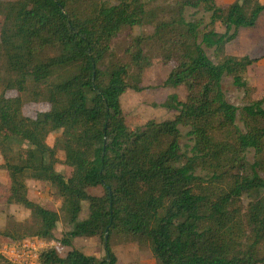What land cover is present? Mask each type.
<instances>
[{"label":"trees","instance_id":"obj_1","mask_svg":"<svg viewBox=\"0 0 264 264\" xmlns=\"http://www.w3.org/2000/svg\"><path fill=\"white\" fill-rule=\"evenodd\" d=\"M159 1L171 2L158 20L148 7ZM263 11L259 0H0V170L9 180L6 202L31 216L0 236L54 240L59 214L29 199L33 180L55 190L71 227L60 240L71 250L47 249L38 264H117L113 239L148 245L156 264H264V97L252 98L246 78L263 57L225 52ZM146 24L152 34L132 39V76L112 44ZM152 50L173 64L163 83L173 93L162 107L175 115L129 129L120 97L143 89ZM224 77L245 92L246 105L227 101ZM40 102L49 110L23 114ZM183 136L189 144L181 145ZM58 152L72 169L68 179L56 170ZM94 188L103 194L90 195ZM94 237L103 242L101 259L72 246ZM0 264L12 263L0 255Z\"/></svg>","mask_w":264,"mask_h":264},{"label":"rangeland","instance_id":"obj_2","mask_svg":"<svg viewBox=\"0 0 264 264\" xmlns=\"http://www.w3.org/2000/svg\"><path fill=\"white\" fill-rule=\"evenodd\" d=\"M105 1L114 3L115 0ZM234 1L235 0H220V2L226 6ZM170 2L171 1L154 2L149 5L148 9L153 10V14L155 17L158 16L157 18L159 20L163 16L161 11L165 9L167 5H170ZM190 12L193 13L192 10ZM194 17H203L204 23H207L209 16L207 14H203L202 12H198ZM1 23L2 18H0V25ZM153 26L154 24H146L141 27L125 29L113 41V55L128 66L130 75L132 76L136 74V68L132 63L129 54L131 51H134L132 39L138 36L151 35L153 32ZM242 30H244V28H242ZM217 31L222 32L223 28L217 27ZM260 44L262 45L261 49H264V39L260 41ZM229 45L231 48L227 51L228 53L232 49H237V47V51L240 50L241 52H244L245 50H249V48L253 49L252 46L254 43L247 42L246 44L243 41L237 40L233 44L231 43ZM261 49L255 50L252 54L255 56ZM149 53H152L154 56L151 60V65L145 69L142 79L139 82L143 89L140 92L128 89L120 97L121 108L124 112L125 120L129 129L141 127L148 120L163 121L172 119L175 115V112L168 111L162 107V104L167 100V97L173 93L172 89L163 86V83L166 80L173 64L163 62L161 56H159V51L152 50ZM207 53L209 57L214 60V56L211 51L208 50ZM232 53L236 54L235 50H232ZM232 53L229 54L233 55ZM258 65L259 66L249 68L246 75L248 83L253 89V99L264 97V59ZM128 82L130 85L133 84V81L131 80H128ZM222 88L227 101L235 107L241 108L248 103L245 98V92L234 87L231 78H223ZM175 92H177L181 100L184 99L185 90L183 88H179ZM16 95L17 94L14 91H9L6 94L9 98L15 97ZM47 110H49V105L46 103H28L23 107V114L26 117L35 118L37 114L46 112ZM180 130L182 135H185L187 130L183 128H180ZM59 135V132L50 134L46 139L47 144L49 146H53L55 139ZM187 144H189V142L187 138L183 136L181 145ZM57 157L59 159V163L56 166V170L62 174L65 179H68L72 174V169L62 163L64 160L62 152H58ZM253 161V153H249L247 155L248 164H252ZM1 163L2 160L0 157V164ZM260 176L264 178V173L261 172ZM26 186L29 199L48 210L57 212L59 214V221L56 225L54 240L47 241L34 237L12 241L8 238L0 236V255L12 264H38L39 255L47 249H56L61 256L66 254V251L71 250V248L67 249V247H64L60 243V240L71 229V227H69L70 225L67 223L65 210L55 190L47 183L33 180H28L26 182ZM8 189L9 180L6 172L0 170V232H3L6 229H11L13 224L23 225L29 223L31 220L30 212L28 210L24 209L20 205L8 204L6 202ZM89 194L100 196L103 194V190L101 188L90 189ZM243 202L246 204L247 200L244 199ZM85 209L79 216L81 220L85 219L87 216V211ZM119 241L120 240L113 239L111 243L116 255H119L120 251L127 250L140 252L146 251L149 255H151L148 245L143 246L144 249L139 250L137 246L132 243ZM72 246L73 248H77L85 254L95 257L96 259H101L105 255L103 242L98 237L75 239L72 242ZM122 254L123 253L120 255Z\"/></svg>","mask_w":264,"mask_h":264},{"label":"crops","instance_id":"obj_3","mask_svg":"<svg viewBox=\"0 0 264 264\" xmlns=\"http://www.w3.org/2000/svg\"><path fill=\"white\" fill-rule=\"evenodd\" d=\"M259 3L264 4V0H259ZM262 39H264V11L259 15L256 25L253 28H245L244 30L242 29L239 30L237 38L233 42H231L232 44L237 40L243 41L246 44L247 42H252L254 43V45L252 46L253 49L249 48V50H245L244 52L238 50L239 51L238 52L237 51L238 47H237V49H232L235 50L236 54L232 53V50L229 53L233 54L231 56H238V57H242V56H249L250 58L263 57L258 63L253 65V66H259L258 64H260L264 59V49L263 48L261 49L262 45L260 44V41ZM229 44H227L225 47V52L228 55L230 54L227 51H229V48H231ZM258 49H261L260 52H257V54L254 56L252 53ZM68 251H66V253ZM121 253L123 254L120 255ZM116 256L118 258L117 264H156L155 259L152 257V255H149V253H147L146 251L143 252L134 251V250L120 251L119 255L117 254Z\"/></svg>","mask_w":264,"mask_h":264},{"label":"water","instance_id":"obj_4","mask_svg":"<svg viewBox=\"0 0 264 264\" xmlns=\"http://www.w3.org/2000/svg\"><path fill=\"white\" fill-rule=\"evenodd\" d=\"M107 238H108V234L107 232L105 233V237H104V244H107Z\"/></svg>","mask_w":264,"mask_h":264}]
</instances>
